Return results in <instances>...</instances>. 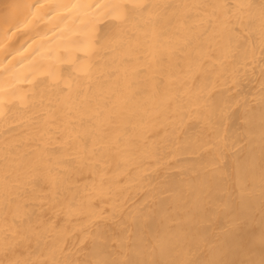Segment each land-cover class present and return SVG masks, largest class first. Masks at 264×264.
<instances>
[{
  "label": "bare ground",
  "instance_id": "6f19581e",
  "mask_svg": "<svg viewBox=\"0 0 264 264\" xmlns=\"http://www.w3.org/2000/svg\"><path fill=\"white\" fill-rule=\"evenodd\" d=\"M0 264H264V0H0Z\"/></svg>",
  "mask_w": 264,
  "mask_h": 264
}]
</instances>
